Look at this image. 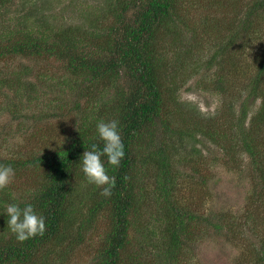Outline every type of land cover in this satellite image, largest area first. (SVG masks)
I'll return each mask as SVG.
<instances>
[{"label": "trees", "instance_id": "16d2710c", "mask_svg": "<svg viewBox=\"0 0 264 264\" xmlns=\"http://www.w3.org/2000/svg\"><path fill=\"white\" fill-rule=\"evenodd\" d=\"M55 1L0 0V63L55 58L74 77V85L60 86L62 94L66 87L87 103L74 135L44 145L39 153L0 158V165L15 171L12 184L0 191V264H70L97 235L90 264H183L185 250L201 231L196 228L239 234V228L224 227L227 214L198 212L176 199L175 191L199 174L202 181L196 184L209 187L210 178L200 172L208 162L187 154V143L200 136L224 151L225 164L247 155L253 196L264 205V0H99L80 14L82 24L58 27L45 14ZM193 16L202 19L200 27L191 24ZM207 51L213 54L201 74L194 55ZM199 74L198 84L208 83L204 90L222 95L225 107L228 99L240 101L239 112L230 103L227 115L217 112L192 122L193 113L200 119V112L186 111L190 106L179 96ZM30 76L28 67L14 76L0 74V91L10 89L15 98L30 93ZM11 100L14 108L9 104L3 110L0 104V114L9 112L12 122H19L15 133L34 139L38 128L34 133L33 125L24 127L20 103ZM250 100L252 105L260 101L254 113ZM112 120L118 121L125 157L119 168L102 157L108 175L116 178L106 198L87 182L81 159L91 145L103 148L97 123ZM236 168L244 171L241 164ZM29 177L20 192L17 182ZM11 203L31 204L45 218L43 237L17 241L7 225L5 206ZM255 215L250 209L246 219L261 236L252 263L264 264V217L257 222ZM102 221L107 223L103 232ZM242 256L241 264H251L246 252Z\"/></svg>", "mask_w": 264, "mask_h": 264}, {"label": "rangeland", "instance_id": "374dc122", "mask_svg": "<svg viewBox=\"0 0 264 264\" xmlns=\"http://www.w3.org/2000/svg\"><path fill=\"white\" fill-rule=\"evenodd\" d=\"M98 2L99 0H56L53 2V5L48 3L50 4V10L45 14L53 17L52 21L55 22H52V24H55L57 27L62 23L70 24L74 21L82 24L84 21L80 18V14L86 13L88 11L87 8L94 9ZM192 6L196 7V4L193 2L191 3ZM46 10L48 9L46 8ZM192 11L194 10L191 9ZM192 23L200 27L202 19L193 16L191 18ZM199 31L201 32V30ZM187 33L185 29L183 39L185 37L187 40L190 38ZM207 47L210 46L207 45ZM178 49V51H183V48ZM212 54V51H207L200 52L197 56L194 55L195 65L200 66L201 74L205 71L207 67L205 64ZM25 67L31 70V76L28 80L33 84L30 87L32 91L30 93L25 91L18 95V98H15V94L10 89H1L0 94L8 95V98H0V104L3 106V110L8 109L9 104L14 108V103L11 99H15L16 102L20 103L21 117L25 118L21 121L24 127L33 125L34 133L37 128L38 131H36L34 139L27 137V135L19 136L18 133H15L19 122H12L13 119L9 112L4 111L1 113L0 158L17 156L18 152L27 153L34 151L39 153L45 147L44 145L58 142L61 139L66 140L69 133L74 135L84 122L82 121L80 111L81 114H85L87 105V103L85 104V99L74 97V93L66 87H64L65 90L62 94L63 87L61 89L60 86L75 84L74 77L64 70L63 64L59 63L55 58L42 61L39 59L34 60V58L30 60L24 58L14 61L6 60L0 63V74L4 76L11 73V76H14V71H22ZM211 71H215V69ZM210 79L211 73L209 72L206 81L209 83ZM201 80L202 75L200 74L198 77L192 78L183 87L179 96L181 102L190 106L186 111L191 110L190 108H196L197 112H200V119L199 116H195L193 113V117H191L192 122L200 121L199 123H201L216 116L217 112L222 116L227 115L231 111L228 108L230 103L231 107H236V112H239L240 101L234 102L233 98L232 100L228 99V104L225 107V98L216 91L204 90L203 87H206L208 83L201 86L198 84V81L200 82ZM246 82L247 80L243 83L246 84ZM208 88H211L210 84ZM31 93L32 95L29 96ZM239 95L240 93H237L238 97ZM76 103H81L80 109L76 107ZM249 103V107L254 113L258 109L260 101L257 100L252 105V100H250ZM27 108H31V110L27 112ZM31 119H35L36 123ZM31 140V146H27V142ZM187 144L189 145L187 154L193 156L199 155L201 159L208 162L204 170L200 168V172L210 178L209 187L208 189H203L201 185L196 184L202 181V178L199 177L201 174H199L193 181H190L184 187H180L182 189L181 192L175 191V194H178L176 199L181 200L183 204H187L188 206L190 204L192 209L207 215L220 214L221 212L227 214L228 216L225 218L228 223H225L224 227H230L234 231L239 228V234H234L227 228L224 231H220L221 234L213 228L203 226L196 228L201 229V231L193 242V245L185 250L183 264H241L240 259L245 252L249 257L247 263L251 262V264H254L252 263L255 257L254 250L261 236L254 235L253 223L251 224V220H246L247 213H249L250 209L254 211L256 214L255 221L260 222L264 217V205H260V202L256 201L257 199L253 196L254 185L250 173L251 168H248V161L250 160H248L246 154H243L239 157L240 163L229 161L225 164L224 161L227 158L224 155V151L217 146L211 145L200 136ZM237 164L242 165L244 170L242 173L238 172L239 169L236 168ZM29 179L30 177L22 182H17L20 192L27 189ZM153 181L154 177L152 176L150 182L153 183ZM245 220L247 223H244ZM102 222L101 226L104 227L101 228V231L103 232L107 223L106 221ZM240 224L244 227L240 228ZM260 230L262 229H255V231ZM262 233H264V229ZM261 235L263 236L264 234ZM99 236H94L92 238L93 242L90 245L87 243L81 247L75 253L70 264H90L93 246L99 245L97 243Z\"/></svg>", "mask_w": 264, "mask_h": 264}, {"label": "clouds", "instance_id": "9594fccd", "mask_svg": "<svg viewBox=\"0 0 264 264\" xmlns=\"http://www.w3.org/2000/svg\"><path fill=\"white\" fill-rule=\"evenodd\" d=\"M97 133L103 142V148L91 145V149L84 151L81 159L82 171L87 182L101 189V196L110 198L116 186L115 176H109L104 166L102 157H107V162L113 168H119L125 157L124 144L118 130V121H100L97 123ZM15 177L11 166L0 165V191L8 188ZM5 212L8 217V229L15 235L20 243L37 236L43 237L46 232V221L38 215L31 204L22 208L17 203L7 204Z\"/></svg>", "mask_w": 264, "mask_h": 264}]
</instances>
